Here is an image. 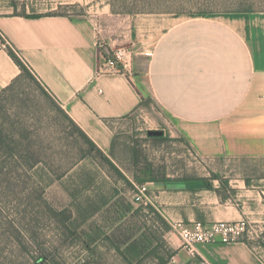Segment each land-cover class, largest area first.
<instances>
[{
	"label": "crops",
	"instance_id": "obj_1",
	"mask_svg": "<svg viewBox=\"0 0 264 264\" xmlns=\"http://www.w3.org/2000/svg\"><path fill=\"white\" fill-rule=\"evenodd\" d=\"M17 1L0 0V91L21 73L9 46L94 142L144 101L154 102L200 158L237 163L154 184L147 199L168 224L174 251L165 264H264L248 237L197 244L192 255L170 227L242 218L264 226V11L114 14L104 0H50L56 15L27 18L15 11ZM93 1L101 9L94 21L56 11ZM116 48L127 50V66L101 73Z\"/></svg>",
	"mask_w": 264,
	"mask_h": 264
},
{
	"label": "rangeland",
	"instance_id": "obj_2",
	"mask_svg": "<svg viewBox=\"0 0 264 264\" xmlns=\"http://www.w3.org/2000/svg\"><path fill=\"white\" fill-rule=\"evenodd\" d=\"M113 1L118 7L188 17L264 11V0ZM17 3L20 8L14 10L25 15L52 12L50 0ZM89 4L92 7L56 11L94 21L101 9L95 1ZM111 126L110 136L96 138L95 143L120 173L90 149L30 77L23 76L3 93L0 264H37L41 253L56 264H158V256L170 249L165 237L168 224L147 198L136 200L138 187L145 185L147 196L155 183L201 177L212 172V166L237 165L200 158L174 134L168 117L151 101ZM245 220L264 259V226Z\"/></svg>",
	"mask_w": 264,
	"mask_h": 264
},
{
	"label": "built area",
	"instance_id": "obj_3",
	"mask_svg": "<svg viewBox=\"0 0 264 264\" xmlns=\"http://www.w3.org/2000/svg\"><path fill=\"white\" fill-rule=\"evenodd\" d=\"M127 50L124 48H116L109 51L104 56L103 63L99 69L101 73L117 74L127 66L126 56ZM98 71V72H99ZM139 194L136 196L137 201L146 200L147 196L145 185L138 187ZM172 231L180 238L181 248L190 254H196V245L203 243H233L240 241L246 237L253 239V230H251L245 219L239 220H217L214 222H201L198 220L185 222L179 220L171 224ZM200 264H211L206 259H201Z\"/></svg>",
	"mask_w": 264,
	"mask_h": 264
},
{
	"label": "trees",
	"instance_id": "obj_4",
	"mask_svg": "<svg viewBox=\"0 0 264 264\" xmlns=\"http://www.w3.org/2000/svg\"><path fill=\"white\" fill-rule=\"evenodd\" d=\"M108 4L110 5L111 12L114 13V14H137V13H154V12H156L154 10L153 11L152 10L150 11V10L140 9V8H127L125 6H119L118 7L113 0H110L108 2ZM56 14L57 13H51V12H49V13H46L45 15H56ZM209 14H212V13L201 12V13H198L196 15L201 16V15H209ZM38 16H40V15H38V14L25 15V17H27V18H29V17H38ZM6 50H7L8 55L14 61V63L19 67L21 73L16 78H14L12 80V82L8 86H6L5 88H3L0 91V97L3 95L4 92L10 90L15 85V83L17 81H19L23 76L30 77L32 80H34L38 84V86L45 93V95L58 107V109L61 111V113L64 115V117L69 121V123L76 130V132L78 133V135L88 144V146L90 147V149L98 152L101 155V157L106 161V163L111 168H113L115 171H117L118 173H120L119 170H118V168L110 160V158H108L100 150V148L95 144V142L72 120V118L64 111V109L42 87V85L37 81V79L30 72L28 66L22 60V58L11 47L6 46ZM0 141L2 142V140H0ZM9 154H11V153H9ZM133 158H134V163L137 164L139 162V156L137 155L136 151H134ZM146 169L148 170L149 173L152 172L151 167L146 166ZM164 181H166V180H164ZM205 185H206L207 188H210V185L208 183H206ZM169 229H170L169 226L166 225V231H168ZM173 252L174 251H172L171 249H167L164 255L158 256V264H165L166 261H167V259L172 256ZM35 260H36V263L37 264H44V263H46V264H56L55 262H53V260L50 258V256H46L45 253H41L39 256H37V258H35Z\"/></svg>",
	"mask_w": 264,
	"mask_h": 264
}]
</instances>
